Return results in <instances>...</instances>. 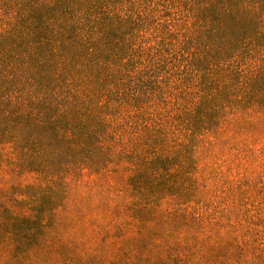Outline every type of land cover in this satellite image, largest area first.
Here are the masks:
<instances>
[{
  "label": "trees",
  "instance_id": "trees-1",
  "mask_svg": "<svg viewBox=\"0 0 264 264\" xmlns=\"http://www.w3.org/2000/svg\"><path fill=\"white\" fill-rule=\"evenodd\" d=\"M260 141L264 0H0V264H264L199 156Z\"/></svg>",
  "mask_w": 264,
  "mask_h": 264
},
{
  "label": "rangeland",
  "instance_id": "rangeland-1",
  "mask_svg": "<svg viewBox=\"0 0 264 264\" xmlns=\"http://www.w3.org/2000/svg\"><path fill=\"white\" fill-rule=\"evenodd\" d=\"M259 147L254 148L255 156L251 158L249 152L245 149L242 152V158L236 151L230 150L233 158L228 157L227 150L224 146L212 151H200L201 171L202 175L208 179H202L201 182L207 180V187L211 198L208 201L214 205L218 199H225L230 203L231 208L235 205L243 204L242 215L249 214L256 221L254 227L264 232V142H258ZM214 168H218V176H215ZM0 177H3L0 175ZM3 180L2 185L14 182L11 177ZM32 179L27 178L26 181ZM218 189V190H217ZM82 191V189H80ZM238 200L233 203L232 201ZM215 201V203H214ZM241 203V204H240ZM199 206V204H196ZM247 210H250V214ZM84 224L78 222L73 230H80Z\"/></svg>",
  "mask_w": 264,
  "mask_h": 264
}]
</instances>
